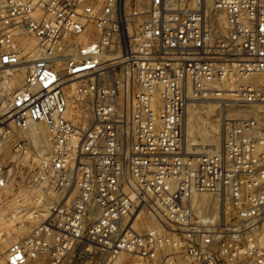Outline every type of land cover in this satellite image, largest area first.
I'll return each mask as SVG.
<instances>
[{
  "label": "built area",
  "instance_id": "built-area-1",
  "mask_svg": "<svg viewBox=\"0 0 264 264\" xmlns=\"http://www.w3.org/2000/svg\"><path fill=\"white\" fill-rule=\"evenodd\" d=\"M27 185L7 264H264V0H0V196Z\"/></svg>",
  "mask_w": 264,
  "mask_h": 264
},
{
  "label": "rangeland",
  "instance_id": "rangeland-1",
  "mask_svg": "<svg viewBox=\"0 0 264 264\" xmlns=\"http://www.w3.org/2000/svg\"><path fill=\"white\" fill-rule=\"evenodd\" d=\"M210 103L212 104V102H207V104ZM184 143L186 146L185 140ZM11 146L12 142L10 141L4 151V156L7 158H10L12 155ZM188 150L194 151L193 149ZM28 188L29 185L25 186L22 193L18 195L15 194L14 196L9 197L0 196V264H7L6 253L9 245L15 240L27 237L31 233L33 227L36 226V223L32 219L27 216L21 217L17 211L22 203L30 204L31 202V198L26 192V189ZM22 228H25L24 231ZM84 260L85 258L77 255L71 256L62 262H55L50 257L44 256L37 260H30L29 264H83Z\"/></svg>",
  "mask_w": 264,
  "mask_h": 264
},
{
  "label": "bare ground",
  "instance_id": "bare-ground-1",
  "mask_svg": "<svg viewBox=\"0 0 264 264\" xmlns=\"http://www.w3.org/2000/svg\"><path fill=\"white\" fill-rule=\"evenodd\" d=\"M249 108L235 107L234 112L239 115L246 114ZM219 115L216 106L211 103L196 105L188 110L183 122V139L186 141L187 149L204 152L213 151L221 146Z\"/></svg>",
  "mask_w": 264,
  "mask_h": 264
}]
</instances>
